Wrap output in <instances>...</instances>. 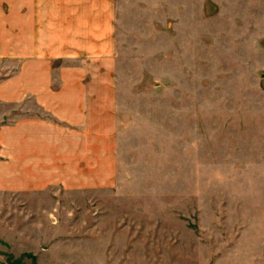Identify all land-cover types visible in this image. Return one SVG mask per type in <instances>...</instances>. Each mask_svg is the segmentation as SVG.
Instances as JSON below:
<instances>
[{
    "label": "rangeland",
    "instance_id": "374dc122",
    "mask_svg": "<svg viewBox=\"0 0 264 264\" xmlns=\"http://www.w3.org/2000/svg\"><path fill=\"white\" fill-rule=\"evenodd\" d=\"M162 7L110 58L113 178L0 195V264H264V0Z\"/></svg>",
    "mask_w": 264,
    "mask_h": 264
},
{
    "label": "crops",
    "instance_id": "0c3cea01",
    "mask_svg": "<svg viewBox=\"0 0 264 264\" xmlns=\"http://www.w3.org/2000/svg\"><path fill=\"white\" fill-rule=\"evenodd\" d=\"M163 3L170 0H0V195L16 191L19 209L37 210L39 196L113 178L110 58L118 36L134 33L127 19Z\"/></svg>",
    "mask_w": 264,
    "mask_h": 264
}]
</instances>
